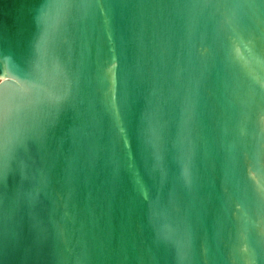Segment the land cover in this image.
Listing matches in <instances>:
<instances>
[{
	"label": "water",
	"instance_id": "95a60500",
	"mask_svg": "<svg viewBox=\"0 0 264 264\" xmlns=\"http://www.w3.org/2000/svg\"><path fill=\"white\" fill-rule=\"evenodd\" d=\"M0 264H264V0H0Z\"/></svg>",
	"mask_w": 264,
	"mask_h": 264
}]
</instances>
